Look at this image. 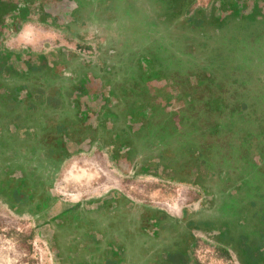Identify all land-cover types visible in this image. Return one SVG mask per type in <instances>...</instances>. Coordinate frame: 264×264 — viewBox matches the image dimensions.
<instances>
[{
	"label": "flooded vegetation",
	"instance_id": "obj_1",
	"mask_svg": "<svg viewBox=\"0 0 264 264\" xmlns=\"http://www.w3.org/2000/svg\"><path fill=\"white\" fill-rule=\"evenodd\" d=\"M177 1L172 4L175 3V6L180 9L187 6L188 2ZM246 1L251 2V0ZM260 1L264 2V0H254L249 7L243 8L245 12L250 11L251 14L247 12L239 17L237 12L235 14L224 12L227 15L224 16V23L222 26L220 24L219 28H214L216 26L208 25L204 19L195 17L190 21V24L192 23L191 29L205 28V31L210 30L209 32L217 30L216 34L220 37L219 33L225 31L224 29H229V25H236L235 31L243 30L246 33L251 28H258V24L264 22V10L261 11L257 8ZM131 3L134 4V8L130 7ZM156 3L158 5H153V0L126 1L125 8L132 15H135H131L135 22L138 20L136 16L139 17L140 21L136 25L142 29L145 27L144 31L163 28L169 33H174L180 23L177 25L175 23V28L171 27L173 20H169L165 16L166 7H164V4ZM88 4L93 5L90 1H88ZM80 5L81 0H0V68L2 67L0 87H4L10 93L8 95H11L3 99L5 102H0V139L8 136L12 141L9 148L0 146V161L6 158L10 159V157L16 160L18 156L22 157L16 151H26V149L24 147L19 149V145H17L19 143V141L17 142L18 137L35 138L37 136L40 138L44 133L49 137L60 136L55 127L65 121L69 123V136L62 141L60 147V151L65 155L62 156L61 162L59 161L57 170V163L52 162L51 165H48L47 161L43 160L48 153L47 149L39 150L38 148L33 150L31 141L26 142V145L28 144L31 147L29 151L30 158H34L29 165L37 167L43 172V175L49 177L48 179L44 176V178L39 177L36 183L35 181L32 183L34 186L39 187H37L38 192H49L48 201L43 205V208H40L36 202H32L26 207L38 216L42 227L47 228V235L57 254L54 264H201L195 252L196 240L199 237L196 231L200 230H205L208 234H212L214 239L224 243L225 245L222 248L227 253L229 248L237 250L240 264H264V118L259 120L257 116H254L257 113L254 109L255 106L249 108V102L246 98L239 109L229 108L230 103L226 101L228 98L223 96V92H221V96L217 95L207 104L210 110H214V113H228L225 111L228 109L231 111L225 116L227 121L221 120L224 116H218L222 118L216 119L215 122L217 123L214 128L220 130L224 126H229L232 127L231 130L233 131L234 128L236 130L239 123H249L254 127L251 135H249V140H255L254 144L256 145L260 141L263 143L260 147L258 145V159L250 156L248 164L251 171L246 176L241 177L235 167L233 171L229 168H233V166H230L231 164L228 165V162L231 161L230 158L226 159L227 165L216 166L220 162L211 159L213 154L206 147L199 144L200 141L197 140V135L195 138L192 136L194 132L200 131L203 134L207 131L204 127L206 119L197 121L195 118L192 119L189 114H185L187 109L197 107L196 101L201 102V100L196 99L199 93L186 92L180 86L173 88V84L168 83L167 80L152 82L148 76V72L151 70H156L160 74L165 72V63L170 68L183 66L187 68L189 64L195 67L197 66L196 62L202 58V53H204L205 60L207 57L212 58L208 60L209 64L204 68L208 70L207 72L211 70V75L214 78H216V72L220 68L221 77V71H223V75L225 73L223 67L226 63L237 62L236 57L232 55L233 51H131L127 53L125 55L127 60L124 63L134 67V70H130V66L126 67L123 71V75L125 74L123 80L126 79L127 82H135V84L141 83L143 86L148 87L163 85L160 87L161 90L158 89L155 92L156 99L152 98L153 95L149 98L146 97L148 99L146 103L153 104L155 108L151 117L146 114L141 115L142 120L145 124H154L161 133L165 132L164 135L168 140L172 138L170 143L167 140L157 142L156 139L148 142L150 145H155L153 150L146 147V144L143 146V143H145V139H154L157 135L143 130L141 131L142 146L132 153V160L128 161L126 155L123 156L124 158L117 160L113 156V145L104 140L106 134L104 130L99 128V125L110 129L113 126L112 123H116L117 129L120 130L125 125L124 118L120 119L122 117L117 118L115 115V113L120 115L119 110L121 108L119 110L118 108L108 109L107 106L112 105L111 99L97 96V93L99 90L105 89L107 95L112 96L114 89L120 91L122 85L118 84L120 77L117 76L121 75L122 72L121 70L114 71L115 65L111 64L110 60L112 58L125 59L121 55L122 51H114V54L108 55L110 59L104 61V71H100L95 66L93 69L88 66L87 68L84 66L82 68H68L66 64L54 63L50 53L35 54L31 51H13L3 45L7 32L10 33L17 29L21 22L30 17H37L36 15H41L43 18L47 16L62 17L66 22H73V11ZM147 6L158 8L157 18L153 19L149 15L146 9ZM175 6H173V10ZM252 6L253 8L250 10ZM224 7H226L225 4H223ZM126 10L124 11L126 12ZM221 10L223 11V9ZM178 14H184V11H180ZM145 16L147 18L149 16V18L147 19ZM158 18L160 22H157ZM185 20L188 19L185 18ZM90 21V18H83L78 24L90 30L93 26ZM154 22L159 24H154ZM174 22H177V20ZM183 22L185 23V21ZM227 23H229V27H224ZM149 55L152 58H148ZM159 55L162 62H158ZM220 57L225 60L221 64H217V59ZM44 59L47 63L43 62ZM205 63L203 64L205 65ZM37 65H43L47 70H55L62 76V73L65 72L64 74H68L66 75L68 77L69 74L76 77L72 80L65 79V81L51 82L46 74H44V77H40L43 72L32 70L33 72L31 71L27 76L19 72L21 70L29 72L31 66L36 67ZM166 68L170 69L167 66ZM185 68L182 71H185ZM138 70L142 72L141 77L146 78L145 82L142 81L144 80L142 78H135ZM129 74L132 76L131 79L125 77ZM194 74H199V71L190 69L188 74L190 81H196L195 78H192V76H195ZM86 75L88 76L86 81L81 83L80 87L75 86L74 81L78 83ZM174 78L175 76H173ZM207 81H212V83L209 82L211 84L215 83L212 78H208L206 81L199 83L200 86ZM26 85L28 86L26 87ZM39 87L45 89V94L36 93L35 90ZM57 88L60 91L59 97L49 98L48 95L54 94ZM9 98H20L25 103L18 111L14 109V103ZM31 98H34L32 100L37 104L36 107H34L35 105L31 106ZM7 104L8 110L13 109L7 111L5 109ZM179 104L182 106V110H173V105ZM21 110L24 113L23 118L17 120L16 116ZM103 111H111L115 120L102 119ZM77 112L83 113V120L78 117ZM183 119L190 120L194 124L190 123L188 128L182 129L179 122ZM45 123L51 127V130L45 129V126H43ZM9 129L15 134L12 135ZM95 133L97 138L94 141L90 140V137H93ZM83 134L87 135L86 138H83ZM99 138L109 145L110 156L114 163L119 166L125 164L126 169H132L134 176L139 173H152L179 181L194 182L204 187H210L211 179H215L219 186L217 188L218 199L222 198L225 201L223 210L219 206L217 213L207 212L206 215L202 213V215L199 214L195 217L194 213L185 211L182 215L175 216L164 211L147 208L145 204L139 205V203L132 201L128 195L116 190L98 199L83 200L69 206L66 205L60 213H47L52 203L58 199L51 189L54 184L53 179L60 170L61 164L75 151L89 148ZM179 138L183 140V144L178 143ZM190 140L195 143L194 146L192 144L186 145L189 144ZM36 143L38 144V142ZM217 143L219 146V141ZM184 145H186L185 148ZM183 149H185L184 152ZM219 149L220 146L216 150ZM186 150H193L196 153L197 161L193 160L191 151L187 153ZM201 152H206V157L209 159L207 163H203L202 158L199 159L197 156ZM35 153H38L36 158L33 157ZM185 156L186 161L190 162L193 167L185 169L184 164H187L183 159ZM25 157L22 158L25 159ZM140 167H149V170L147 172L138 171ZM17 173L19 172L17 171ZM48 173L53 176L50 177ZM238 175L240 178H238ZM0 197L7 202L4 194L0 193ZM243 202L245 204L242 209ZM122 207L128 209V212L125 213ZM23 208L25 207H21L20 210L14 209L21 212ZM246 211L247 213H245ZM247 248H251L252 251L254 249L256 257H252L251 254L248 256ZM257 250L261 252L258 254Z\"/></svg>",
	"mask_w": 264,
	"mask_h": 264
},
{
	"label": "rangeland",
	"instance_id": "obj_2",
	"mask_svg": "<svg viewBox=\"0 0 264 264\" xmlns=\"http://www.w3.org/2000/svg\"><path fill=\"white\" fill-rule=\"evenodd\" d=\"M88 1L95 4L94 7L89 5ZM126 1L139 2L140 0H81V5L73 11V22H66L62 17L43 18L41 15L30 17L21 22L17 29L10 33L7 32L3 45L13 51H31L35 54L50 53L54 63L66 64L68 68H82L83 66L87 68L88 66L93 69L95 66L100 71H104V61L109 60V56L114 54V51H122L121 55L125 59L112 58L110 60L111 64L115 65L114 71L121 70L122 72L117 76L120 77L118 80L120 85L127 82L126 79L123 80L124 69L130 66V70H134V67L124 63L127 60L125 55L131 51H233L232 55L236 57L237 62L226 63L223 67L224 75L221 71L223 78L220 77V68L216 72V78L211 75V70L207 72L208 70L204 67L212 58L207 57L205 60L204 53H202V58L196 62L195 67L198 70L192 64H189L187 68L185 66L170 68L165 63V72L160 74L156 70H151L148 76L152 82L167 80L168 83L173 84V88L180 86L186 92L199 93L196 99L201 102L196 101L197 107L187 109L185 114H189L197 121L206 119L204 127L207 131L203 134L197 131L192 136L195 138L197 135L199 144L213 154L211 159L220 162L216 166L227 165L226 159L230 158L228 165L231 164L233 168H229L233 171L235 167L241 177L246 176L251 171L248 164L250 156L258 159V145L260 147L263 144L262 141L256 145L255 140H249V135L254 130L249 123H239L233 131L229 126H224L220 130L214 128L217 123L216 119L224 116L221 120L227 121L225 116L231 111L228 109L225 110L228 113H214V110H210L207 104L217 95L221 96L223 92V96L228 98L226 101L230 103L229 108L239 109L242 102L247 100L249 108L255 106L257 113H253L254 116H257L259 120L264 118V22L262 24L259 22L258 28H251L246 33L243 30L235 31L236 25L227 23L224 27L229 25L230 28L220 32L219 37L216 34L217 30L215 32L205 31V28L192 30L190 21L199 17L204 19L208 25L219 28L220 24L222 26L224 23V16L227 15L224 12L231 14L237 12L239 17L243 13L251 14L250 11L245 12L243 8L249 7L254 0L251 2L246 0H179L188 2L187 6L182 9L176 7L175 3L172 4L178 2L177 0H153V5H158L156 2L164 4L167 11L165 16L173 20L171 27L175 28L180 23L174 33H169L163 28L149 31H144L145 27L139 28L136 23L138 24L140 19L136 16L138 20L136 22L133 20L132 16L135 15L126 10ZM223 4L226 7L223 8ZM130 5L131 8L135 7L132 3ZM173 6H175L174 10ZM252 8L253 6L250 10ZM257 8L264 10V2L260 1ZM146 9L153 19L158 17L157 7L147 6ZM180 11H184V14L179 15ZM83 18H90L94 27L91 26L88 30L85 26L79 25L78 22ZM175 20L177 22H174ZM226 20L228 21L227 17ZM157 22H160L159 18ZM157 22L154 24H159ZM158 57L160 58V55ZM148 58L152 56L149 55ZM224 60V58H218L217 64H221ZM158 62H162V59H158ZM184 68L185 71H182ZM190 69L199 71V74L192 76L196 81L189 80ZM130 74L125 77L131 79ZM141 74L142 72L138 70L135 78L141 79ZM173 76H175L174 79ZM205 77L212 78L215 83L211 84L212 81H209L211 83L207 81L200 86L199 83L208 79ZM18 78L20 80V77ZM142 79L145 82L146 78ZM152 98L156 99L155 96ZM102 119L115 120V117L111 111H103ZM217 141L220 143L219 150L213 146ZM178 143L183 144V140L179 138ZM126 168L125 164L119 166L114 163L110 156L109 145L101 138L89 148L75 151L61 164L60 170L53 179L54 184L51 190L58 199L52 203L47 213H60L66 205L98 199L116 190L128 195L139 205L145 204L147 208L175 216L182 215L185 211L194 213L195 217L202 213L204 215L217 213L219 206L223 210L225 201L222 198L218 199L217 188L219 186L215 179H211L210 187H204L194 182L179 181L152 173H139L134 176L132 169ZM240 176L238 175V178ZM244 204L243 202L242 209ZM122 209L125 213L128 212V209L123 207ZM29 210L25 207L19 212L0 197V264H54L57 254L47 235V228L42 227L38 216ZM196 232L199 237L196 240L195 252L201 264H240L237 250L229 248L227 253L222 248L225 244L214 239L212 234H208L205 230Z\"/></svg>",
	"mask_w": 264,
	"mask_h": 264
},
{
	"label": "trees",
	"instance_id": "obj_3",
	"mask_svg": "<svg viewBox=\"0 0 264 264\" xmlns=\"http://www.w3.org/2000/svg\"><path fill=\"white\" fill-rule=\"evenodd\" d=\"M43 62L47 63L46 60L44 59ZM34 68V69H33ZM2 70V67L0 68V71ZM29 72L27 70H21L19 71L20 73L24 74L27 76L28 73H31V71H35V72H43L41 73L40 77H44V74H46L49 78L51 82H56L58 80L61 81H65V79H74V75L69 74V77L66 76L68 74H63L59 75L58 72H56L55 70L52 69H45V67L43 65H37L36 67L31 66L29 68ZM32 71V72H33ZM66 77V78H65ZM86 77H88L87 75L85 76V78L81 79L80 82L76 83L74 81V83L76 84L75 86L80 87L79 85L81 83H84V81H86ZM24 86V85H23ZM28 85H26L27 87ZM25 87V86H24ZM158 89H160V87H148V86H143V84L139 83V84H135V82H125L124 84H122V87L120 88V91H116V89H114L112 92L114 94H112V96L107 95L105 89L99 90L97 93V96L103 97V98H108L109 100L111 99L110 102H112V105L107 106L108 109H116L118 108V110L120 111V115L116 114L117 118L123 119L124 118V126L118 130L117 129V125L116 123H112V127L110 129H107L105 126L101 127L102 125H99V128H101L102 130H104L105 132V136L106 138L104 139L106 142L110 143L113 145L112 151H113V156L114 158L118 159H122L124 158L123 156L126 155L125 157H127L126 159L128 161L132 160V153L138 149L139 147L142 146L141 142L143 141V138L141 136V131L143 130H147L148 133H154V135H157L156 138L151 139V138H147L145 139V143H143V146L149 147L151 149H155V145L148 143L151 142L152 140H158L157 142H162V141H169V143L171 142V138H169V140L165 137L164 133L165 132H160L159 129L156 128V126L154 124H145L143 119V115H149V117L152 116V114L154 113V108L155 106L153 104H148V102L146 103V101L148 100L147 98L151 97V95H154L155 92L158 91ZM161 90V89H160ZM35 91H37L36 93L38 94H45V89H43L42 87L37 88ZM10 93H8V90H6L4 87H0V102H5L3 101L4 98L9 97L11 95H8ZM34 94V91H33ZM60 95V91L59 88H57L55 90L54 94H50L48 95L49 98H53L56 97L58 98ZM111 97V98H110ZM147 97V98H146ZM34 98H31V106L35 105L34 107H36V103L32 100ZM146 99V100H145ZM10 101H13L14 103V109L15 110H20L21 106L23 105V103H25V101H22L20 98H9ZM192 106V105H190ZM188 106V107H190ZM181 105H173V110H182L181 109ZM194 107V106H193ZM5 109L7 111L8 110V104L5 106ZM23 110V109H22ZM21 110V112L17 114L16 119L19 120L21 117L23 118V111ZM175 112V111H173ZM81 113L77 112L78 117H80L83 120V113L80 115ZM142 115V116H141ZM190 123L194 122H190V120H181L179 122V126L182 129H186L188 128V125ZM43 126H45V129L51 130V127L45 123ZM88 127L90 126L89 124L87 125ZM86 126V127H87ZM11 128V126H10ZM98 128V129H99ZM181 128H177V129H181ZM45 130V131H46ZM56 132L58 133V135L60 136H52L49 137L46 133H44L42 135V137H35V138H30V137H25V138H21L18 137L17 138V142L19 141V143L17 145H19V149H21L22 147H24L26 149V151H22V150H17L16 153L20 154V156H26L25 159H23L22 157H19L16 159H14L13 157L6 158L5 160L2 159L0 161V166L2 167L0 169V193L4 194L6 197L7 202L15 209L20 210L21 207H26L29 204H32V202H36L37 205L40 208H43V205L46 204V202L48 201V194L49 192L45 191V192H38L37 191V187L38 186H34L32 183L35 181V183L38 181L37 179H39V177H46L47 179L49 178L48 176H46L45 174L43 175V172H41L37 167H31L29 164L32 163V160H34V158H30V150L31 147L30 145H26V142H30L32 143V149L33 150H37L39 148V150L42 149H47L48 153L46 154L45 158L43 159L44 161H47L48 165H51L52 162L57 163V168L56 170L59 168L58 163L59 161L61 162L62 160V156L65 155L62 151H60V147H61V143L63 140H65V138H68L69 136V123L68 122H62L59 123L56 127H55ZM10 133H12V135H14V132H11V130L9 129ZM153 131V132H152ZM61 133V134H60ZM84 135V134H83ZM84 135L83 138H86ZM174 136V135H173ZM97 138L96 133L93 135V137H90V140L94 141ZM173 141V140H172ZM38 142V144L36 143ZM193 141L190 140L188 145L194 146L195 143H192ZM168 143V144H169ZM175 143V142H174ZM12 144V141L9 139L8 136L2 137L0 139V146H5L7 148H9V146ZM184 145V148L185 146ZM215 148L218 149V143L215 142L214 143ZM213 145V146H214ZM158 147V145L156 146V148ZM188 149V148H187ZM183 152L185 151V149L182 150ZM187 153H189L191 150H186ZM191 155H193V160L197 161L196 159V153L192 150L191 151ZM38 153H35L33 157H37ZM199 157V159H201V161L203 163H207L209 160L206 156V152H201L199 153V155H197ZM131 159V160H130ZM185 161L187 162V164H184V167H186L185 169H188L189 167H193V165H190V162L186 161V156L185 158H183ZM10 160V161H9ZM45 165V164H44ZM28 167H31L30 169ZM149 167H140L138 169V171H142V172H147L149 169ZM17 171L19 173H17ZM53 171V169H52ZM51 172V171H50ZM17 173V174H16ZM53 174V172H51ZM50 173H48V175L50 177H52L53 175ZM43 177V178H44ZM45 187V186H43ZM39 188V187H38ZM248 251V256L251 254L252 257H256L255 254V250L251 248H247L246 249ZM254 252V253H252ZM261 251L257 250V253L259 254Z\"/></svg>",
	"mask_w": 264,
	"mask_h": 264
}]
</instances>
